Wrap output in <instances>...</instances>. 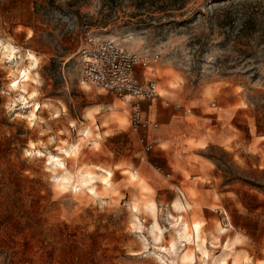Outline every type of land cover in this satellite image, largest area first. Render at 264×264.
Instances as JSON below:
<instances>
[{"label":"rangeland","instance_id":"rangeland-1","mask_svg":"<svg viewBox=\"0 0 264 264\" xmlns=\"http://www.w3.org/2000/svg\"><path fill=\"white\" fill-rule=\"evenodd\" d=\"M87 33L158 54L146 77L159 94H169L166 86L181 100L166 103L191 110L179 112L181 137L196 141L219 128L220 145L162 142L146 152L129 106L81 84L79 48ZM19 76L27 93L16 87ZM216 109L226 123L216 120ZM65 150L72 152L66 165L50 167L49 155L66 158ZM173 151L181 162L166 166L161 156ZM147 165L166 189L152 195L133 179ZM99 167L113 177L109 187L98 180L94 197L81 176L105 177ZM193 176L209 186L192 188ZM171 215L206 223L199 233L190 230L203 252L179 240ZM160 229L161 243L154 235ZM176 239L178 255L162 249ZM223 262L264 264V0H0V264Z\"/></svg>","mask_w":264,"mask_h":264},{"label":"built area","instance_id":"built-area-1","mask_svg":"<svg viewBox=\"0 0 264 264\" xmlns=\"http://www.w3.org/2000/svg\"><path fill=\"white\" fill-rule=\"evenodd\" d=\"M79 56L82 65L81 84H87L114 94L124 101L130 108V124L134 133L142 131L156 132L159 128L157 122H151L144 113L143 104L159 97L156 80L142 83L137 75V70H147L153 64L159 63L158 54H138L125 47L118 41L105 40L93 33L83 36L79 48ZM178 112L190 114L182 105L174 106ZM139 143L146 152L153 146L145 136L139 137ZM158 172L164 173L160 168ZM167 179L172 178L171 173L165 174ZM179 196L184 199L183 192L176 187Z\"/></svg>","mask_w":264,"mask_h":264},{"label":"crops","instance_id":"crops-1","mask_svg":"<svg viewBox=\"0 0 264 264\" xmlns=\"http://www.w3.org/2000/svg\"><path fill=\"white\" fill-rule=\"evenodd\" d=\"M137 75H138V77L142 83H146L148 80L147 77L150 76L151 74H146L145 70L138 69ZM164 88H165L166 93H169V94H165V93H164V95L159 94V97L157 99L152 100V101H146L143 104L145 116L147 117V119L149 121L157 122L159 124L158 130L156 132H152L151 130L142 131L141 133H139L137 135L141 136V134H143V136H145L147 138L148 142L152 144V146H153L152 150L154 149L155 145L158 147L162 144V142L168 143L170 145V147H172V148H173V146L175 147L176 145H177L176 148H178L182 144L185 147H190V146L195 145V146H199V147H203V148H206L210 144L220 145V129L219 128L217 130H212V131L205 130V132H202L200 134V136L198 137V139L196 141H194V139L191 138V136L186 137V139L184 141V138L181 137V134H180V131L183 127L182 126L183 120L180 118V113L174 109V106L171 105L170 102L166 103L165 98L169 99L173 103L181 101V100L177 96L176 93H172L170 90H168L166 88V86H164ZM115 103H116V101L109 108L111 111H114L117 109L118 105ZM191 105L193 107H200L202 105V103L199 100H192ZM129 110H130V108H129ZM204 110H205V108H204ZM214 112H216V115L218 116L216 118V120H222L225 123L227 122L228 119L224 120V119L220 118V109H216ZM124 113L126 114L127 112L124 111ZM228 113L229 112L226 111L225 115L228 116ZM115 124L119 127H123L117 123H115ZM111 125L112 124H110L109 126L111 127ZM203 125H205V124L203 123ZM130 126H131V124H130ZM191 128L197 129L196 127H191ZM188 132H190V134L193 135L192 130H190ZM172 153L173 154H171V155H162L161 156V160L166 166H172L175 164H180V162H181L179 154L174 153V151ZM149 166H152V165L149 164ZM149 166L148 165L145 166L143 171L142 170L134 171L132 173L134 175L138 176L143 181L144 185L151 188V190H152L151 194L153 195L154 189H156V188L159 190L166 189L169 184L166 181H164L163 178H161L159 175H157L155 173V171L152 168H150ZM143 172H144V175H143ZM190 180H191L190 181L191 187L195 188L197 190L202 189V188H207L209 186V184H207L209 182H207L206 180L203 181V177H201V176H198V177L193 176L190 178ZM176 187H178L182 191V189L180 188L179 185H176ZM189 194H192L194 196L193 191H189ZM185 200H186V197H185ZM192 203H194V205H195L194 208L196 210H198L200 212L204 211L205 208L203 207L204 203L202 201H196L193 198ZM205 225H206V223L203 224L202 230L204 229Z\"/></svg>","mask_w":264,"mask_h":264},{"label":"bare ground","instance_id":"bare-ground-1","mask_svg":"<svg viewBox=\"0 0 264 264\" xmlns=\"http://www.w3.org/2000/svg\"><path fill=\"white\" fill-rule=\"evenodd\" d=\"M6 49V48H5ZM9 49V48H8ZM29 57L32 59V62L35 64L38 63V59L31 53H29ZM31 63V64H33ZM22 73L24 75V78H26L27 80H29L30 78V72L29 70L27 69H24L22 70ZM20 80V76L16 79L17 84H16V87L19 88V89H22V92L23 93H27V88L25 87L26 84L24 85H21V82L19 81ZM25 82V81H24ZM85 87H88L89 85L87 84H83ZM90 87V86H89ZM157 89H158V84H157ZM159 93V92H158ZM24 97V96H23ZM25 98V97H24ZM122 101V100H121ZM126 106H128L124 101H122ZM38 106V105H37ZM36 106V107H37ZM130 116V115H129ZM130 121V120H129ZM63 155L66 157V158H60L58 156H55V155H49L48 157V165L50 167H55V166H58L59 163H62V165H66L65 163L67 162V159H70L72 157V152L71 151H67L65 150L63 152ZM59 162V163H58ZM98 172H101L103 174H105V177H102V175H100V173H87V174H83L81 176V186H89L90 188V191H91V194L94 196V197H98L99 196V193L97 192L96 188H97V183H98V180H102V182L107 185L108 187L111 185L110 182L108 181L109 178H112L113 177V172L110 171V170H106V169H102V168H97L96 169ZM95 170V171H96ZM134 180H137L138 177L137 176H134L133 177ZM80 187V186H78ZM77 187V188H78ZM174 209L179 212L181 211V208H182V203L180 200H176L174 202ZM146 210L150 213V214H153L155 215L156 212H157V207H156V204L154 202H148L145 206ZM185 209H187V207L185 206L184 207ZM171 218L173 220L176 221V224L175 226L179 227L178 229V237H179V240H181L184 243L186 242H190V244L192 242L196 243V246H197V249L198 251L200 252H203V248H202V245L199 243V240L197 238H195V234H192L191 233V226L193 227V229L196 231V233H199L201 231V228H202V224L200 222H195V223H192L191 225L186 221L185 217L182 216V215H179L178 217H175L173 215H171ZM157 229V226L155 225L153 227V230ZM160 232L161 234L158 235L154 232V235H155V238H156V241L161 243L163 241V237H164V234H163V231L160 229ZM185 248L187 247V244L183 245ZM165 252H167L168 254L174 252L175 254H179V250L180 248L178 247V240H173L170 247L169 248H165L163 247L162 248ZM222 264H225V262H223Z\"/></svg>","mask_w":264,"mask_h":264}]
</instances>
